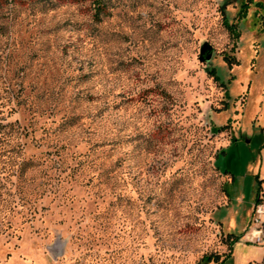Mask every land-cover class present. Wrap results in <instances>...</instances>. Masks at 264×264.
Listing matches in <instances>:
<instances>
[{
    "label": "rangeland",
    "instance_id": "374dc122",
    "mask_svg": "<svg viewBox=\"0 0 264 264\" xmlns=\"http://www.w3.org/2000/svg\"><path fill=\"white\" fill-rule=\"evenodd\" d=\"M0 125V264H264V0H0Z\"/></svg>",
    "mask_w": 264,
    "mask_h": 264
},
{
    "label": "trees",
    "instance_id": "16d2710c",
    "mask_svg": "<svg viewBox=\"0 0 264 264\" xmlns=\"http://www.w3.org/2000/svg\"><path fill=\"white\" fill-rule=\"evenodd\" d=\"M96 3H97V5H96V8L97 9H99L100 7H101V4H99V1H96ZM246 6V2H241V7H242V9H241V14H242V16H243V14H244V12H245V7ZM99 13V12H98ZM226 26L230 29V30H232V28H233V25L232 24H227L226 23ZM215 79H218L217 78V76H215ZM0 126H2L3 127V125H0ZM1 140V139H0ZM257 202H258V200H257ZM237 239H238V237H235V238H232V240H231V242L229 243V245L231 246L234 242H236L237 241ZM211 261V260H215V261H217V259H215V258H213L211 255H207V256H204L203 258H202V261Z\"/></svg>",
    "mask_w": 264,
    "mask_h": 264
},
{
    "label": "built area",
    "instance_id": "2783aa9c",
    "mask_svg": "<svg viewBox=\"0 0 264 264\" xmlns=\"http://www.w3.org/2000/svg\"><path fill=\"white\" fill-rule=\"evenodd\" d=\"M262 210H263V208L261 207V206H257L256 207V212L258 213V212H262Z\"/></svg>",
    "mask_w": 264,
    "mask_h": 264
},
{
    "label": "water",
    "instance_id": "95a60500",
    "mask_svg": "<svg viewBox=\"0 0 264 264\" xmlns=\"http://www.w3.org/2000/svg\"><path fill=\"white\" fill-rule=\"evenodd\" d=\"M210 58V56L206 57L205 60H208Z\"/></svg>",
    "mask_w": 264,
    "mask_h": 264
}]
</instances>
